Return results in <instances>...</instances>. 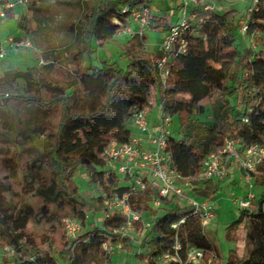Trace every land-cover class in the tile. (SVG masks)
<instances>
[{
    "label": "trees",
    "instance_id": "16d2710c",
    "mask_svg": "<svg viewBox=\"0 0 264 264\" xmlns=\"http://www.w3.org/2000/svg\"><path fill=\"white\" fill-rule=\"evenodd\" d=\"M80 1L86 15L77 26V48L65 76L51 74L53 62L40 69L10 68L0 76V110L10 104L15 109V114L1 119L7 145L0 150V166L5 171L0 176V247L9 246L11 250L0 258V264L112 263V257L102 249L104 240L121 241L125 248L135 251L129 236L114 232L128 222L127 215H110L101 225L91 223L74 239L62 235L59 240L53 221L62 219V212L68 209L84 227L87 212L96 207L97 200L130 190L131 177L109 170L103 153L112 139L131 140L134 110L150 108L156 95L163 114L173 117L184 113L179 134L169 135L166 151L183 181L198 184L200 197L211 199L217 192L218 183L199 182L197 176L207 156L226 138L236 139L242 149L253 144L264 146V0H258L252 10L251 4L241 15L237 7L203 11L201 34L182 30L180 38L187 41L186 50L170 53L150 50L143 35L117 42L121 25L115 19L125 22L128 13L122 11L123 7L141 0L77 3ZM23 17L21 14L17 23L27 33ZM245 21V38L254 39L261 45L259 49L239 47V29ZM170 26L167 17L150 15L151 30L167 33ZM108 43L120 48L121 57L128 61L126 67L117 61L94 63L95 53ZM164 56L169 68L165 82L159 67ZM50 110L58 112L52 143L31 153L29 141L46 129L47 120L40 112ZM14 144L30 156L21 169ZM78 169L86 172L88 183L99 186L102 194L86 197L80 192L74 179ZM18 177L20 193L12 181ZM253 180L256 186L264 187V162ZM125 181L129 184L123 185ZM25 197L37 198L40 204L24 201ZM156 199H160L159 205L154 204ZM129 204L131 212L141 216L132 221L133 226L145 233L140 248L146 254L137 253L138 262L162 264L160 257L175 254L176 245H180L178 254L184 264L192 247L205 252L199 264H206L210 252L220 254L193 205L177 197H160L159 188L149 182L129 195ZM143 214L149 217L147 223ZM241 222L246 226L242 255L235 248ZM30 223H52L53 228L37 234L29 228ZM226 239L234 247L224 262L215 264H264V191L255 194L253 207L241 208L237 219L227 227Z\"/></svg>",
    "mask_w": 264,
    "mask_h": 264
},
{
    "label": "built area",
    "instance_id": "2783aa9c",
    "mask_svg": "<svg viewBox=\"0 0 264 264\" xmlns=\"http://www.w3.org/2000/svg\"><path fill=\"white\" fill-rule=\"evenodd\" d=\"M133 6L125 5L123 12L128 13L125 22L115 19L121 25L118 35H128L130 38L136 35H144L150 23L151 4L147 0H141ZM258 0H252V10ZM181 11V21L172 24L170 30L161 38V49L167 53L172 51L184 52L187 48V41L180 38L181 31L190 29L194 34H201L204 26L202 17L203 11L222 10L217 0H177ZM28 0H0V25L7 22L10 12L17 7H25ZM18 18V17H17ZM18 21V20H17ZM136 25V27L134 26ZM248 22L240 27L239 31L245 36ZM147 45V44H146ZM148 46V45H147ZM35 49L31 37L28 33L22 35H9L6 38L0 37V62L8 58L11 54L16 55L22 50ZM167 56H164L159 64L160 73L165 82L169 75L167 67ZM50 61H45L43 57L39 59V66H43ZM171 116L160 112V123L157 131L153 130L149 117V108L135 109L130 125L132 129L139 131L141 136L132 135L129 142H118L111 140L106 146L103 156L106 167L119 175H129L131 177V188L124 194H116L112 197L104 195L102 202L103 215L109 217L113 214H123L128 216V222L115 228L114 232L121 236H129L126 227H131L132 221L139 220L141 216L131 212L129 195L137 190L145 188L147 182L159 188V195L162 198L177 197L181 202L195 207V212L201 217V223L205 227L215 214L211 205L207 202H199L190 197L184 188L187 185L191 190L198 184L185 183L182 176L171 166V155L166 151V145L171 134L169 125ZM148 144L149 146H145ZM264 162V146L253 144L247 149H242L236 139L226 138L224 143L205 159L202 170L197 176L199 182L214 181L219 183L226 179L231 170H238L242 173V178L249 184V191L244 197L235 198V203L240 208H251L254 205L255 193L253 192V174L259 165ZM155 205L160 204V199H156ZM67 235L74 239L83 228L80 220L76 217H68L64 220ZM176 226V225H174ZM130 237V236H129ZM102 249L108 256H113L117 249H121V241L114 243L110 240L102 242ZM175 254H164L159 261L162 264L180 262L178 250L180 245H176ZM9 246L0 247V258L10 251ZM205 256L202 249L192 247L188 250L186 263L199 264ZM211 262V261H210ZM104 264H112L105 262Z\"/></svg>",
    "mask_w": 264,
    "mask_h": 264
},
{
    "label": "rangeland",
    "instance_id": "374dc122",
    "mask_svg": "<svg viewBox=\"0 0 264 264\" xmlns=\"http://www.w3.org/2000/svg\"><path fill=\"white\" fill-rule=\"evenodd\" d=\"M217 1L219 5L222 6L221 9L223 11L231 9L232 7H237L238 15L244 13L247 10V7L252 4V0H224V2H221L220 0ZM148 2L151 3V11L153 16L165 13L164 15L169 16L172 24H176L181 21V11L177 8L178 4L175 0H170L172 3V11H174V13L169 12L170 10L168 6L162 4V1ZM21 14H24V26L27 28V33L30 35L36 50H22L20 53L16 54L13 60L8 59L7 61L3 62V65L0 66V76L3 74L6 68H27L33 66L39 68V59L41 57H43L45 61L54 63L55 66L51 72L53 76H65L70 68L69 60L71 54L77 48V26L86 15V8L82 1L77 3V0H28V3L25 7L20 6L15 9V17L8 18L7 25H5L4 28L2 25H0V35L2 38H6L9 35L23 34V30L18 26L17 23V17H19ZM147 35L149 36L150 42H156L158 39L163 38L165 32L149 30L147 31ZM116 37V40L119 43H125L130 39V37L126 35H116ZM160 43L161 41L158 45H151L149 43V49L152 51L160 49ZM238 45L241 49L251 46L256 50L261 47V45L258 44L254 39H246L241 32L238 35ZM21 54L23 56H19ZM37 54L41 55L40 58H37ZM121 55L122 51L116 45V43H108L106 44L105 48H101L95 53L93 60L97 65L102 64L103 61L106 60L117 61L119 66L126 67L128 61L122 58ZM205 103L207 104V101H205ZM151 105L152 111L150 115H157L159 109L157 95L154 96ZM13 114H15V109L11 104L7 108L0 110V150L7 145L4 142L5 136L2 132L4 128L2 126L1 119H3V117L6 115L10 117ZM183 114L184 113H181L171 117V124L168 128L176 135L179 134L180 123ZM40 115L47 120L46 129H44L42 132H37L35 139H33V141H29L28 147L31 150V153L35 150H43L44 146L52 143L53 133L56 129L58 121L57 110H50L47 112L41 111ZM13 146L17 151L16 153L18 157L16 160L20 165L19 169H21L22 165L24 164V160L28 159L30 156L28 153L23 152L19 145L14 144ZM1 155L2 153L0 152V156ZM4 175V168L0 166V176L3 177ZM74 179L78 183L79 190L84 196L98 197L100 194H102L99 186L88 183V176L82 169L77 170ZM12 181L15 191L20 193V178L18 177ZM230 183L231 182L228 180L220 181L218 183L217 192L211 199L200 197L197 193V188L195 191L185 189L186 193L190 197L198 200L201 203L207 202L209 205H211L215 214L214 218L210 220L209 224L204 227V231L210 234L212 240L218 245L220 254L215 252L208 253L206 264H215L216 261L221 263L224 262L225 258L228 256L229 250L234 247V245L226 239V230L227 227L237 219L241 210L234 200L235 198L244 197L246 195V193L249 191V184L246 183L243 178H239L238 176L235 183ZM122 184L128 185L129 183L125 181L122 182ZM253 185L254 186L252 190L256 195L264 191V187L256 186L254 180ZM16 200H18L17 202H21L18 198H16ZM23 200L35 205L40 204V201L34 197H25ZM102 210V202L97 200L96 207H92L87 212V224L81 229L79 234L85 233V231L89 229L91 223L97 225H101L103 223L105 217ZM62 213H65L62 214V219H55L53 221L58 229L57 238H59V240L63 239L62 235H65L66 237L68 236L65 230L64 220L68 217H74L72 212L68 211V209H65V212ZM142 217L145 223L149 221L147 214H143ZM29 228L37 234H42L47 229H52L53 226L52 223L49 225L46 223H40L37 225L30 223ZM126 231L130 236L133 247H135V251H130L123 245L121 249H117L113 254L112 264H146L145 261L141 263L138 262V259L135 256L140 252L146 254V250L140 248V244L145 233L133 225L131 227H126ZM237 234L239 235L237 236L238 241L244 240L246 234L245 222L238 224ZM243 247L244 246L239 244V242H237V245H235V248L238 251H241Z\"/></svg>",
    "mask_w": 264,
    "mask_h": 264
},
{
    "label": "crops",
    "instance_id": "0c3cea01",
    "mask_svg": "<svg viewBox=\"0 0 264 264\" xmlns=\"http://www.w3.org/2000/svg\"><path fill=\"white\" fill-rule=\"evenodd\" d=\"M155 1H157V2H161L162 1V4H164L165 6H168V8H169V12H171V13H174V11H172V3L170 2V0H155ZM176 2H177V0H175ZM151 4V3H150ZM177 4H178V2H177ZM177 8L179 9V4H178V6H177ZM165 13H161L160 15H157V16H165L164 15ZM13 15H15V10L14 11H12V12H10V14H9V17H12ZM165 17H167L168 19H169V16H165ZM170 20V24H171V19H169ZM2 26H3V28H4V26L5 25H7V22H3L2 24H1ZM135 27H136V25H134ZM3 28H2V30H3ZM149 30H151V29H149L148 27L146 28V30H145V34L143 35V36H145V37H147V40H146V44L148 45V47H150V45H149V43L151 44V45H153V44H159V42L161 41V39H158L156 42H150V40H149V36L147 35V31H149ZM23 34H24V32H23ZM17 36H19V35H22V34H16ZM125 35V34H124ZM126 36H128V35H126ZM0 37L2 38V36L0 35ZM117 38V37H116ZM161 49V48H160ZM156 50H158V49H156ZM156 50H154V51H156ZM15 56L16 55H13V54H11L8 58H6L5 60H3V61H1L0 62V66H2L3 64V62H5V61H7L8 59H10V60H13L14 58H15ZM19 56H23L22 54L21 55H19ZM7 69H10V68H6L5 70H7ZM158 98V97H157ZM158 102H159V109H158V113H157V115L156 114H153V116L152 115H150V113H151V111H152V105L150 106V108H149V117H150V121H151V126L153 127V130L154 131H157V129H158V126H159V123H160V112H161V103H160V100H159V98H158ZM133 130V132H132V135H139V136H141V134L139 133V131H137L136 129H132ZM171 132V134L172 135H176L174 132H172V131H170ZM145 146H149L148 144H145ZM237 176L239 177V178H242V173L240 172V171H238V170H231V172H230V175L226 178V179H224V180H228L229 182H231V183H235L236 182V179H237ZM223 180V181H224ZM230 183V184H231ZM184 188L185 189H188V190H190V191H193V190H191L187 185H184ZM189 191V192H190ZM237 236H239L238 234H237ZM239 242V244H242L243 246L245 245V238H244V240H242V241H238ZM241 242V243H240ZM244 248V247H243ZM243 248H242V250L241 251H238L237 249V252L240 254V255H242V253H243Z\"/></svg>",
    "mask_w": 264,
    "mask_h": 264
}]
</instances>
